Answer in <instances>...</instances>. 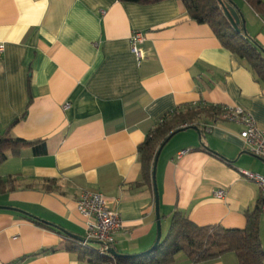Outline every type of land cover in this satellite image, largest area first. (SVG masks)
<instances>
[{"label": "crops", "instance_id": "0c3cea01", "mask_svg": "<svg viewBox=\"0 0 264 264\" xmlns=\"http://www.w3.org/2000/svg\"><path fill=\"white\" fill-rule=\"evenodd\" d=\"M232 1L264 51V22ZM135 32L144 36L140 57ZM0 45V136L35 143L0 164V179L14 187L0 193V264H100L98 243L84 248L67 235L85 237L76 210L84 191L120 215L114 258L152 264L154 185L137 151L146 136L168 114L203 106L242 108L264 131V84L175 0H0ZM196 128L169 138L156 162L159 243L175 212L198 227L241 230L260 202L240 171L264 174V162L245 150L242 126L218 117ZM260 238L264 248L262 215ZM170 264L238 262L231 252L207 263L179 252Z\"/></svg>", "mask_w": 264, "mask_h": 264}, {"label": "trees", "instance_id": "16d2710c", "mask_svg": "<svg viewBox=\"0 0 264 264\" xmlns=\"http://www.w3.org/2000/svg\"><path fill=\"white\" fill-rule=\"evenodd\" d=\"M122 3L152 5L167 0H118ZM184 8L190 20L199 25H207L220 45L243 61L254 74L256 80L264 84V51L251 39L245 29L244 19L239 8L232 0H175ZM246 5L264 22V2L262 0H243ZM232 7L239 18L237 34L223 13L222 6ZM221 108L203 106L187 108L183 112H173L165 116L146 136L137 148L144 181H152V168L158 148L174 134L191 127H198L200 120H216ZM201 136L203 130L200 129ZM34 142L12 138L7 133L0 136V164L8 154L17 156L21 149L34 145ZM8 180L0 179V193L13 189ZM260 202L245 216V227L230 230L220 226L198 227L184 215L175 212L170 220L169 234L153 250L152 264H170L174 256L182 252L192 263H207L223 254L234 253L238 264H264V248L260 238ZM32 221L43 228L52 229L50 224L33 218ZM146 255L140 256L144 257ZM99 257V256H98ZM96 259V258H95ZM138 259V258H133ZM107 260L99 257L100 264ZM108 261V260H107ZM113 264V263H112ZM114 264H123L121 258H115Z\"/></svg>", "mask_w": 264, "mask_h": 264}, {"label": "built area", "instance_id": "2783aa9c", "mask_svg": "<svg viewBox=\"0 0 264 264\" xmlns=\"http://www.w3.org/2000/svg\"><path fill=\"white\" fill-rule=\"evenodd\" d=\"M144 36L141 32L132 34L130 43L131 50L138 57L141 56L139 46L143 43ZM3 53V46L0 45V55ZM220 119L242 126L239 138L245 150L253 157L264 162V131L258 129L252 116L239 107H225L221 109ZM211 127L205 128V133H209ZM184 154V152H182ZM180 154V155H182ZM247 181L255 183L261 192L260 210L264 218V174L240 171ZM217 197L222 193L217 192ZM78 214L83 218L85 225V237L80 244L84 248H89L90 243H98L101 247L97 250L99 257L107 260L101 264H114V255L111 254L114 245V236L121 228V220L118 212L109 206L107 199L98 192L84 191L76 204Z\"/></svg>", "mask_w": 264, "mask_h": 264}, {"label": "water", "instance_id": "95a60500", "mask_svg": "<svg viewBox=\"0 0 264 264\" xmlns=\"http://www.w3.org/2000/svg\"><path fill=\"white\" fill-rule=\"evenodd\" d=\"M222 9H223V13H224L225 17L228 19V21L230 22L231 26L235 30V32L237 34H239L240 33V30L238 28L239 18H238V15H237L236 11L232 7L224 6V5L222 6ZM192 129L195 130L198 133V130H197L196 127H192ZM168 139L166 141H168ZM163 146H164V144H162L158 148V150L156 152L153 168H152V178H153V185H154V203H155V213H156V228H157V236H156V240H155V243H154L152 249H155L158 246L159 241H160V221H159V213H158V195H157V191H156V184H155V181H154V175H155V170H156V162H157L158 156H159ZM67 235L70 238H72V239H77L78 241H83V238H77V237L72 236L70 234H67ZM111 254L114 255V256H117L115 254L114 250L111 251Z\"/></svg>", "mask_w": 264, "mask_h": 264}]
</instances>
